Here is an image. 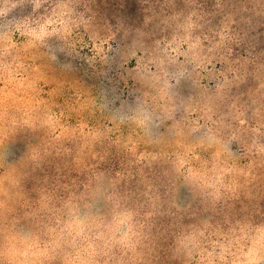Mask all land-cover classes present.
Segmentation results:
<instances>
[{"label": "rangeland", "instance_id": "obj_1", "mask_svg": "<svg viewBox=\"0 0 264 264\" xmlns=\"http://www.w3.org/2000/svg\"><path fill=\"white\" fill-rule=\"evenodd\" d=\"M27 2L0 0V264H264V0Z\"/></svg>", "mask_w": 264, "mask_h": 264}, {"label": "snow or ice", "instance_id": "obj_2", "mask_svg": "<svg viewBox=\"0 0 264 264\" xmlns=\"http://www.w3.org/2000/svg\"><path fill=\"white\" fill-rule=\"evenodd\" d=\"M24 7H25V13H24L25 15L32 13L33 9H37L41 13L45 12V8L48 9V13H50L52 9L51 4L43 3L42 0H28V2L24 5ZM48 13H45L44 18L32 21L35 27L31 34L34 37H37V39L43 41L44 47L50 46L53 51L59 53L60 51H64L67 49V44H66L65 38L61 37V35L58 32L49 33L44 30V26L47 23L48 18H49ZM14 31L19 32V29H14ZM33 43H35V41H33ZM173 72H175V69H173ZM260 72L262 75H264V66H262V68L260 69ZM175 74L177 75L178 78L184 75L182 72L175 73ZM171 94L176 95L177 98H179L178 89H174ZM181 115H182V111L178 107L177 113H176V119H179ZM189 135H192V134L189 133ZM195 135L202 136V134L199 132H197ZM236 216H237V219H240V220L244 219V215L238 211L236 213ZM253 223H259L260 225L259 231H260L261 239L264 240V216H261L258 221L253 220ZM32 227L33 225L27 222L19 226L20 230L24 231L28 235H31ZM262 247H264V245H262ZM88 264H91V262H88Z\"/></svg>", "mask_w": 264, "mask_h": 264}]
</instances>
